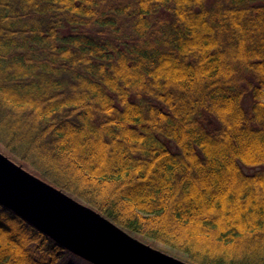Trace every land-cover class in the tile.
Instances as JSON below:
<instances>
[{
  "label": "trees",
  "instance_id": "16d2710c",
  "mask_svg": "<svg viewBox=\"0 0 264 264\" xmlns=\"http://www.w3.org/2000/svg\"><path fill=\"white\" fill-rule=\"evenodd\" d=\"M0 149L189 264H264V0H0ZM71 259L0 205V264Z\"/></svg>",
  "mask_w": 264,
  "mask_h": 264
},
{
  "label": "water",
  "instance_id": "95a60500",
  "mask_svg": "<svg viewBox=\"0 0 264 264\" xmlns=\"http://www.w3.org/2000/svg\"><path fill=\"white\" fill-rule=\"evenodd\" d=\"M0 205L90 264H189L133 237L2 152Z\"/></svg>",
  "mask_w": 264,
  "mask_h": 264
},
{
  "label": "rangeland",
  "instance_id": "374dc122",
  "mask_svg": "<svg viewBox=\"0 0 264 264\" xmlns=\"http://www.w3.org/2000/svg\"><path fill=\"white\" fill-rule=\"evenodd\" d=\"M0 152H2V153H4L3 151H2V149H0ZM7 156V155H6ZM15 162V161H14ZM59 189V188H58ZM96 211V210H95ZM133 236V235H132ZM134 237V236H133ZM138 239V238H137ZM144 242V241H143ZM144 243H146V242H144ZM147 244V243H146ZM148 245H150V246H152L153 248H155V249H158V250H160V251H163V252H165V253H167V254H170V255H172V256H175V257H177L176 256V252L172 249V248H170V247H168V246H165V245H163V244H156V245H151V244H148ZM178 258V257H177ZM180 259V258H179ZM72 261H73V263L72 264H85V263H83L81 260H79V259H71ZM182 260V259H181Z\"/></svg>",
  "mask_w": 264,
  "mask_h": 264
}]
</instances>
